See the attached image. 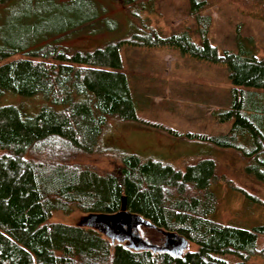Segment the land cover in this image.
Here are the masks:
<instances>
[{
    "label": "trees",
    "instance_id": "16d2710c",
    "mask_svg": "<svg viewBox=\"0 0 264 264\" xmlns=\"http://www.w3.org/2000/svg\"><path fill=\"white\" fill-rule=\"evenodd\" d=\"M119 1L140 10L150 5V0ZM215 1L223 0H187L198 45L188 31L160 38L148 30L92 51L68 52L54 44L58 36L48 37L46 31L34 35L38 18L32 13L0 18V100L40 96L45 102L31 115L0 105V264H249L253 258L264 264V217L250 225L255 202L244 200L233 219L221 220L212 188L222 183L230 189L231 184L216 175L211 158L185 162L181 168L112 152L102 154L111 160L107 169L83 161L96 152L106 121L114 119L232 151L243 172L264 186V57L257 58L253 39L238 30L235 51L218 53L210 45L211 19L202 12ZM230 1L242 3V14L264 19V0ZM9 2L0 0V8ZM74 18L65 28H81L90 17L79 11ZM63 28L59 31H70ZM123 44L175 48L194 60L223 65L231 86L229 103L212 116L228 130L221 135L178 134L139 120L121 71ZM72 208L81 215L124 211L147 222L163 239L174 235L193 249L178 256L163 251V245L135 251L93 229L49 222L53 212Z\"/></svg>",
    "mask_w": 264,
    "mask_h": 264
},
{
    "label": "rangeland",
    "instance_id": "374dc122",
    "mask_svg": "<svg viewBox=\"0 0 264 264\" xmlns=\"http://www.w3.org/2000/svg\"><path fill=\"white\" fill-rule=\"evenodd\" d=\"M238 3L215 1L202 12L211 19L208 42L218 53L235 51L234 38L238 30L241 36L253 39L257 58H262L264 19L242 14L243 7L240 10ZM149 4L151 7L145 4L140 10L137 5L127 6L119 0H34L32 3L11 0L0 8V18L11 12L30 16L32 13L38 18L34 35L42 36L46 31L48 37L58 36L59 40L54 44L68 52L92 51L129 35L146 34L148 30H154L160 38L188 31L193 43L199 44L193 21L187 16V0H150ZM79 11L90 18L81 24V28H65ZM60 28L70 31L62 33ZM20 35L26 39L25 32ZM119 57L139 120L170 128L178 134L221 135L228 130V125L215 123L212 116L214 111L229 103L231 86L223 65L213 66L194 60L181 55L175 48L145 49L124 44L119 47ZM4 104L21 108L31 115L45 102L40 96H5L0 100V105ZM105 152L134 155L140 160L158 161L174 168H181L183 163L196 159L211 158L215 161L216 175L231 184L230 189L222 183L212 188L217 196L221 220L233 219L245 205L244 200H254L262 206L252 205L250 225L264 217V186L243 172L242 161L232 151L186 142L144 124L108 119L97 139L96 152L83 161L107 169L111 160L102 155ZM72 209L67 213L53 212L49 222L93 229L111 243L135 251L157 249L163 245V251L178 256L184 250L193 249L174 235H163V239L138 216L128 215L117 221L116 215H81ZM249 264H260V261L253 258Z\"/></svg>",
    "mask_w": 264,
    "mask_h": 264
},
{
    "label": "water",
    "instance_id": "95a60500",
    "mask_svg": "<svg viewBox=\"0 0 264 264\" xmlns=\"http://www.w3.org/2000/svg\"><path fill=\"white\" fill-rule=\"evenodd\" d=\"M116 216L119 218L117 221H119V220L127 217L128 215L124 211H119Z\"/></svg>",
    "mask_w": 264,
    "mask_h": 264
}]
</instances>
